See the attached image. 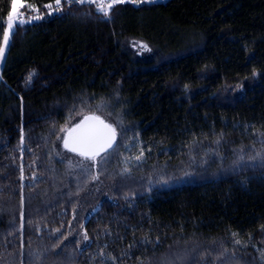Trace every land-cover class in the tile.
Instances as JSON below:
<instances>
[{
	"label": "trees",
	"instance_id": "obj_1",
	"mask_svg": "<svg viewBox=\"0 0 264 264\" xmlns=\"http://www.w3.org/2000/svg\"><path fill=\"white\" fill-rule=\"evenodd\" d=\"M61 3L1 70L0 264H264V0ZM91 115L116 137L84 172Z\"/></svg>",
	"mask_w": 264,
	"mask_h": 264
},
{
	"label": "snow or ice",
	"instance_id": "obj_2",
	"mask_svg": "<svg viewBox=\"0 0 264 264\" xmlns=\"http://www.w3.org/2000/svg\"><path fill=\"white\" fill-rule=\"evenodd\" d=\"M75 2V0H73ZM87 2H94V0H87ZM125 0H95L96 9L102 13L105 17L110 15L111 9L117 3H124ZM131 3L148 2V0H127ZM61 0H54V3L45 5L50 10L55 7L56 11H60ZM21 9H26L29 13H37L33 18L39 19V7L34 3H28L27 0H20L17 3L16 0H12L11 11L8 13V26L3 32V42L7 45L9 41L10 33L14 27V22L25 23L23 19V13ZM50 14V13H49ZM2 27V25H0ZM143 48H147L146 45H142ZM4 47L0 46V56L3 55ZM68 134L63 138L64 146L70 151L78 152L81 156H85L89 159L95 160V158L104 152L107 148L112 146V141L115 139V129L105 123L99 116L91 115L85 116L81 123L70 129H65ZM142 155V153H141ZM136 159H140L139 156ZM87 239V236H85ZM239 243V241H237Z\"/></svg>",
	"mask_w": 264,
	"mask_h": 264
},
{
	"label": "rangeland",
	"instance_id": "obj_3",
	"mask_svg": "<svg viewBox=\"0 0 264 264\" xmlns=\"http://www.w3.org/2000/svg\"><path fill=\"white\" fill-rule=\"evenodd\" d=\"M85 1H87V0H85ZM16 2L17 3H20V0H16ZM61 6H62V3L60 5V8H61ZM45 10L47 11V14H49V13L51 14L53 12H56L55 7H53V9H51V10L46 7V9L40 10L39 16H41L42 14H44L45 13ZM20 11L23 13V17L22 18L25 19V21H26L25 23L38 20V19L33 18V17H35L37 15V13H34V12L33 13H29L26 9H21ZM25 23H22V24H25ZM16 24H21V23L14 22V27H15ZM7 26H8V18L6 20L5 29L7 28ZM14 27H13V29H14ZM13 29H12V31L10 33L9 41H8L7 45H4V42H3V39H2L1 46H3L5 50L3 52V55L0 56V80H1V70H2V67L4 65V61H5V57H6V53H7V49H8V46H9V42H10V39H11V35H12V32H13ZM137 47L138 48H136V49L138 51H140L141 48L139 46H137ZM63 140L64 139H62V144H63ZM69 154L70 155H67L66 156V159L68 160V163L70 165H72L71 166L72 168H76L79 171L80 170H84V172H88L91 169V166L92 165H95V160L89 159V158L84 157V156L77 155L75 153H73V154L72 153H69Z\"/></svg>",
	"mask_w": 264,
	"mask_h": 264
},
{
	"label": "built area",
	"instance_id": "obj_4",
	"mask_svg": "<svg viewBox=\"0 0 264 264\" xmlns=\"http://www.w3.org/2000/svg\"><path fill=\"white\" fill-rule=\"evenodd\" d=\"M165 1L167 0H148V2H141V3L148 5V4H159ZM125 2H127V0H125Z\"/></svg>",
	"mask_w": 264,
	"mask_h": 264
},
{
	"label": "water",
	"instance_id": "obj_5",
	"mask_svg": "<svg viewBox=\"0 0 264 264\" xmlns=\"http://www.w3.org/2000/svg\"><path fill=\"white\" fill-rule=\"evenodd\" d=\"M73 128V127H72ZM68 133L66 132L65 133V135H64V137L67 135ZM116 137V136H115ZM115 140V139H114ZM114 140L112 141V143L114 142ZM63 147L65 148V146H64V140H63ZM66 150H68V151H70L68 148H65ZM70 152H72V153H75V154H77V155H80L78 152H73V151H70ZM81 156V155H80ZM85 157V156H84Z\"/></svg>",
	"mask_w": 264,
	"mask_h": 264
},
{
	"label": "crops",
	"instance_id": "obj_6",
	"mask_svg": "<svg viewBox=\"0 0 264 264\" xmlns=\"http://www.w3.org/2000/svg\"><path fill=\"white\" fill-rule=\"evenodd\" d=\"M94 2H95V0H94Z\"/></svg>",
	"mask_w": 264,
	"mask_h": 264
}]
</instances>
